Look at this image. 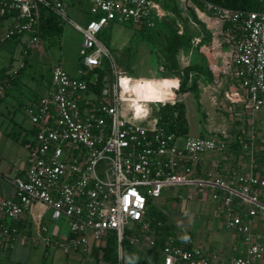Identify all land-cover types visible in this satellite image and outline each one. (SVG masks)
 Wrapping results in <instances>:
<instances>
[{
  "label": "built area",
  "instance_id": "1",
  "mask_svg": "<svg viewBox=\"0 0 264 264\" xmlns=\"http://www.w3.org/2000/svg\"><path fill=\"white\" fill-rule=\"evenodd\" d=\"M67 1L3 2L0 15L15 14L9 36L30 38L25 56L41 44V8L65 22ZM90 1L91 19L85 26L73 24L83 35V67L92 71L108 65L104 86L96 92L92 86L97 75L86 80L81 78L82 71L74 77L61 66L52 68L48 94L26 108L34 129V147L25 176L14 180L15 198L0 204V243L12 246L19 239L34 243L19 223L33 208L42 206L52 221L70 222V236L52 241L53 248L66 254L86 252L104 245L114 234L117 264H125L124 241L132 246L143 241L150 248L156 246L147 216L150 201L162 199L166 188L194 187L210 191L225 228L240 238L243 252L231 264L264 262V233L257 229L264 215V163L259 164L264 161V133L253 122H245L242 113L236 114L241 133L231 144L240 146L248 165L244 171L232 169L224 176L220 162L209 171L200 169L202 156L222 151L224 141L177 136L157 124L146 128L128 120L122 108L126 75L100 35L115 22L154 28L168 13L160 0ZM202 8L228 25L227 33L235 42V79L240 88L225 97L234 108L247 105L254 116L264 109V12L235 11L207 1ZM130 224L138 235L127 234ZM160 252L163 264H223L216 254L195 247L191 240L178 243L169 237Z\"/></svg>",
  "mask_w": 264,
  "mask_h": 264
},
{
  "label": "rangeland",
  "instance_id": "2",
  "mask_svg": "<svg viewBox=\"0 0 264 264\" xmlns=\"http://www.w3.org/2000/svg\"><path fill=\"white\" fill-rule=\"evenodd\" d=\"M175 1L181 13L180 17H177L181 27H178L177 22H168V28L154 35V43L144 40L138 31L140 27L130 23H112L100 35V40L108 47L119 69L126 75L122 80V86L126 87L122 93L123 111L131 114L132 122L146 128H152L158 118L159 104H152L153 101L161 99L163 93L171 94L167 88L176 85L175 79L171 76L161 78L165 64L163 51L170 39L171 31H185L188 35L195 34L193 38H199L205 30V26L197 17L198 10L205 13L204 11L196 8L191 0ZM3 2L0 0V10ZM67 5L68 20L63 22L62 36L41 41L39 48L29 51L28 56H25L23 51L30 39L29 36H9L7 30L12 24L11 19H6L0 24V70H5L6 77L11 78V82L4 84L6 91L0 90L2 96L8 93L1 108L4 114L7 113V109L17 108V118L28 127L32 124L26 115V108L36 99L48 94L53 67L61 66L71 76H80L84 54L83 35L73 23L85 26L91 19V1L68 0ZM183 58L182 53L181 60ZM24 64L27 66L21 70ZM158 80L165 82L160 84ZM227 81L221 83L224 89L222 91L212 90L207 92V96L201 94L199 101L194 97H185L184 101L188 107L192 134L225 142L222 151L208 152L202 158L215 161L223 156L225 159L222 168L230 171L236 167V163L234 164L236 154L229 151V146L241 124L237 123V116L233 113L236 107L234 108L225 97L226 92L235 89L238 83L234 72ZM210 92L217 94L218 98L211 100ZM241 92L243 93V90ZM141 102L150 103L148 108L146 107L149 110L146 120L143 117L146 113L144 108H138ZM238 110L239 112L242 110L245 122H253L255 128L264 133V109L254 116L249 114L247 105L245 108L238 107ZM226 172L222 174L226 176ZM179 195L184 196V200H179ZM217 208L209 190L194 187L166 188L163 198L151 200L149 205V210L162 211L168 216L169 222L175 226L178 237L196 235L202 241L205 251L212 245L216 250L223 249L227 255H237L235 249L240 248L238 242L240 238L225 228L224 218ZM52 223L60 226L62 234L70 231L68 220L62 219ZM128 230L136 231L134 224H130ZM156 254L158 253L155 250L148 247L141 245L136 247V256L141 259V264H149V258Z\"/></svg>",
  "mask_w": 264,
  "mask_h": 264
},
{
  "label": "crops",
  "instance_id": "3",
  "mask_svg": "<svg viewBox=\"0 0 264 264\" xmlns=\"http://www.w3.org/2000/svg\"><path fill=\"white\" fill-rule=\"evenodd\" d=\"M197 15L199 21L205 26V30L199 35V38H193V45L191 48L184 49L179 53L178 59L181 67L194 64H199L203 67L204 73L199 74L198 80L199 98H201L202 95L207 96V92L209 91L224 90L223 84L221 85V83L228 82L227 80L229 77L233 75V72L235 73L237 67V53L234 39L232 36L228 35V25L224 21L206 12H199V10ZM10 19L13 24V18ZM2 22H0V24ZM10 27H8V32ZM194 35L193 33L190 34L191 37ZM182 53L184 54L183 60H181ZM161 78L165 79L167 77ZM172 78L175 79L177 85L167 88L171 94L165 95V93H163L161 99L154 100V103H152L156 105L159 104L158 112L161 106L165 104H174L178 101L183 102L187 107L184 101L185 97H194L196 100L193 93L177 94L178 80L176 77ZM9 82H11L10 77H7L4 81H0V90L4 89L6 91L4 84ZM158 82L162 84L165 81L158 80ZM7 97L8 93H5L4 96L0 93V108L6 102ZM209 97L211 100H216L218 98L217 94L212 92H210ZM149 105V102H141L138 108L142 107L145 111L149 112L147 109ZM6 112L7 113L4 114L2 108L0 109V204L4 200L15 198L16 189L14 180L17 177L25 176L27 159L31 149L30 144L35 139L33 126L28 127L17 118V108H12L11 110L7 109ZM124 115L128 120L132 121L129 112H124ZM157 121L158 118L155 124H157ZM189 135L201 136L193 135L191 128ZM224 159L225 157L223 156L220 160L215 161L202 158L200 169L209 171L216 162H220L222 168ZM234 164L236 166L234 167L235 169L244 171L247 168L248 162L243 156H235ZM226 169L222 168V172L224 173L227 171L225 175H228L229 170ZM49 215L50 214L45 211L42 206L33 208L19 224L24 235L31 238V240H35V242L23 243L22 239H19L12 246L0 243V264H108L97 259L95 252L96 247L86 252L76 251L69 254L53 248L52 241L59 238H67L70 236V233L62 234L60 226L56 223H52ZM42 226H45L47 231H43ZM257 229L264 233V215L260 217ZM175 238H178V236ZM191 241L195 247L205 248L202 245V241L199 240L196 235H192ZM238 242L240 243V248L235 249L238 252L237 255L243 252L240 240ZM140 245L154 250L148 246L147 241H143ZM209 246L210 249H208L207 252L216 254L218 261L223 264H231V260L237 256L236 254L233 256L227 255L224 253L223 249L216 250L212 245ZM155 251L158 254L149 258V264H163V255L160 250ZM151 259L152 261H150ZM260 264H264V262Z\"/></svg>",
  "mask_w": 264,
  "mask_h": 264
},
{
  "label": "trees",
  "instance_id": "4",
  "mask_svg": "<svg viewBox=\"0 0 264 264\" xmlns=\"http://www.w3.org/2000/svg\"><path fill=\"white\" fill-rule=\"evenodd\" d=\"M5 1V0H3ZM163 9L168 13L167 17L163 20L156 21L154 28H149L142 26L139 28V33L144 40L154 43V35L159 32H163L168 28V22H177L178 27H181V23L177 21V17H180L181 13L179 11L178 5L175 0H160ZM193 5L200 10L202 8V2L207 1L222 7L243 12H264V0H191ZM204 11V10H203ZM14 13L6 12L5 15L0 16V22L5 19H10L14 17ZM40 27H41V40L60 38L63 34V22L60 18L51 10L46 8H41L40 16ZM193 45V37L188 35L185 31L181 34L179 30L171 31L170 39H168L167 44L164 47L163 57L165 64L163 66V72L161 77H176L178 80L177 94L193 93L196 100L199 101V91H198V80L199 74L204 73L203 67L199 64L189 65L186 67H181L179 63V53L184 50L191 48ZM26 64L21 68V70L26 68ZM82 75L81 78L90 80L93 75L98 76L97 83L92 86V90L100 92L104 86V78L108 74V65H105L102 69H94L92 71L86 70L81 64ZM20 72H18L19 74ZM52 74V69H51ZM5 70H0V81L6 79ZM177 85V82H176ZM237 89L240 88V84L236 83ZM39 99H36L37 102ZM34 102V103H35ZM238 107L245 108V105H238L233 111L234 115L239 112ZM239 125L240 121L237 120ZM157 125L164 127L169 133L176 134L177 136H188L190 133L189 121L187 117V107L183 102H176L174 104H165L159 108ZM239 128V127H238ZM237 132L241 133L240 130ZM35 135V134H34ZM34 147V141L31 142L30 148ZM229 151L234 152L236 157L242 156L243 152L240 146L233 142L229 146ZM263 160L259 161L262 165ZM149 219H151V227L154 231V238L156 241V246L154 250H161L164 247L166 240L169 237H177L175 226L169 222L168 216L162 212H156L150 209L147 213ZM45 228V226H42ZM139 234L137 231L128 230V235ZM192 235L189 237L181 236L176 238L177 242H188L191 240ZM188 248H191L189 246ZM123 250L125 255V264H141V259L136 256V246H132L128 241L123 242ZM97 259L99 261L106 262L108 264H117L118 261V242L114 234H111L104 245L97 246L95 248Z\"/></svg>",
  "mask_w": 264,
  "mask_h": 264
}]
</instances>
